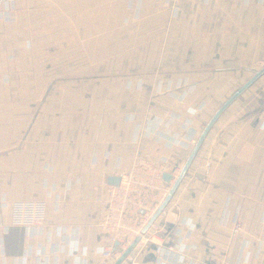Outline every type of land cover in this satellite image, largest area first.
I'll use <instances>...</instances> for the list:
<instances>
[{"label": "crops", "instance_id": "0c3cea01", "mask_svg": "<svg viewBox=\"0 0 264 264\" xmlns=\"http://www.w3.org/2000/svg\"><path fill=\"white\" fill-rule=\"evenodd\" d=\"M178 2L16 0L0 15V264H113L108 185L144 159L172 187L264 67V0ZM17 201L46 202L42 229L10 225ZM154 226L121 264H264V74Z\"/></svg>", "mask_w": 264, "mask_h": 264}, {"label": "built area", "instance_id": "2783aa9c", "mask_svg": "<svg viewBox=\"0 0 264 264\" xmlns=\"http://www.w3.org/2000/svg\"><path fill=\"white\" fill-rule=\"evenodd\" d=\"M16 0H0V15L13 19L15 8L10 2ZM5 3V6L2 4ZM178 0L175 6L178 7ZM194 144L196 141H193ZM164 167L148 160L138 159L129 170L118 174V183H111L106 189V213L101 226L111 234L118 243V253L111 249L104 250L105 257L118 259L120 255L140 237L146 239L148 234L156 231L154 223L147 232L141 235L155 211L167 197L171 186L164 179ZM45 201H17L12 204L10 225L28 229H42L46 218ZM242 224L236 222L233 234L239 235ZM135 248L132 252H135ZM131 252V253H132Z\"/></svg>", "mask_w": 264, "mask_h": 264}, {"label": "water", "instance_id": "95a60500", "mask_svg": "<svg viewBox=\"0 0 264 264\" xmlns=\"http://www.w3.org/2000/svg\"><path fill=\"white\" fill-rule=\"evenodd\" d=\"M264 74V67L258 71L255 72V74L242 86L240 87L221 107L218 109V111L215 113L213 118L209 121L208 125L205 127L204 131L200 135L193 151L191 152L189 158L187 159L180 175L176 178L174 181L167 197L164 199V201L161 203V205L158 207V209L155 211L154 215L151 217L150 221L147 223V225L144 227L141 235L145 234L148 230V228L154 223L156 218L161 214V212L164 210L166 205L168 204L169 200L171 199L172 195L174 194L175 190L177 189L181 179L185 175L188 167L190 166L193 158L195 157L199 147L201 146L203 140L205 139L206 135L210 131L213 124L216 122V120L219 118V116L222 114V112L241 94L243 93L250 85H252L258 78H260ZM164 179L167 182L171 181V176L169 174H164ZM119 178L117 177L115 181L112 183H118ZM140 237H137L131 245L120 255L118 259L113 264H121L133 251V249L136 247V245L139 243Z\"/></svg>", "mask_w": 264, "mask_h": 264}]
</instances>
